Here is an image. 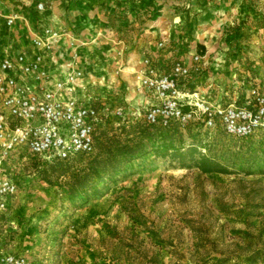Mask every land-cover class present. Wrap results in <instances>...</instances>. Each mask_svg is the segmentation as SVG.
<instances>
[{
	"label": "rangeland",
	"instance_id": "1",
	"mask_svg": "<svg viewBox=\"0 0 264 264\" xmlns=\"http://www.w3.org/2000/svg\"><path fill=\"white\" fill-rule=\"evenodd\" d=\"M9 15L17 16L11 26ZM263 17L264 0H0V48L22 32L28 44L29 30L54 29L76 48L90 79L83 99L104 114L138 116L153 101L132 107L122 80L129 52L141 58L129 70L134 84L145 57L157 73L183 61L191 70L185 88L243 101L251 78L264 86ZM158 23L169 36L165 46ZM188 129L199 131L195 121L181 127L186 139ZM30 159L9 161L17 191L0 211V252L32 264H151L153 251L163 264H213L227 255L226 264H248L252 250L264 249V174H204L155 161L72 212L63 190L39 180ZM189 231L206 235L209 250L196 249Z\"/></svg>",
	"mask_w": 264,
	"mask_h": 264
},
{
	"label": "built area",
	"instance_id": "2",
	"mask_svg": "<svg viewBox=\"0 0 264 264\" xmlns=\"http://www.w3.org/2000/svg\"><path fill=\"white\" fill-rule=\"evenodd\" d=\"M16 17L9 15L6 23L12 24ZM61 37V33L46 28L42 33H34L31 43L51 55L54 44ZM74 58L75 54L63 62L68 69L52 87L46 84L49 73L43 66L41 53L30 58L24 53L0 58V211L17 191L14 180L1 175L12 157L22 160L33 155L44 163L92 149V134L101 120V111L86 99L58 96L61 92L76 90L82 72L75 67ZM194 60H198L197 55ZM190 71L186 63L175 61L169 71L157 73L150 59H143L138 73L140 84L154 96L153 102L143 111L146 121L161 125L175 121L179 127H184L201 120L203 127L208 129L220 123L227 134L237 137L264 129V86L250 89L248 98L241 102L215 104L200 90L184 87ZM138 114L140 116L141 112ZM0 264L32 262L22 255L0 252Z\"/></svg>",
	"mask_w": 264,
	"mask_h": 264
},
{
	"label": "trees",
	"instance_id": "3",
	"mask_svg": "<svg viewBox=\"0 0 264 264\" xmlns=\"http://www.w3.org/2000/svg\"><path fill=\"white\" fill-rule=\"evenodd\" d=\"M261 20L264 28V17ZM245 21L232 27V32L241 33ZM196 46L203 52L202 44ZM250 80L252 88L257 87L253 78ZM195 126L199 131L191 133L188 129L186 139L175 121L161 125L146 121L143 112L140 116L128 117L102 113L93 130L91 151L44 163L36 156H28L37 178L63 190L72 212L104 196L118 182L140 170L150 169L155 161H166L172 167L194 168L204 174H264V129L237 137L227 134L220 123L204 131L200 130L201 120L195 121ZM189 233L195 239L196 249L209 248L203 242L206 235L199 231ZM235 236L242 237V231H236ZM158 255L153 251L149 262L163 264ZM230 260L228 255L218 256L213 264H226ZM246 260L248 264L264 263V249L252 250ZM233 264H243V260Z\"/></svg>",
	"mask_w": 264,
	"mask_h": 264
},
{
	"label": "crops",
	"instance_id": "4",
	"mask_svg": "<svg viewBox=\"0 0 264 264\" xmlns=\"http://www.w3.org/2000/svg\"><path fill=\"white\" fill-rule=\"evenodd\" d=\"M15 23L16 21H14L12 24H15ZM45 26H49V25H45ZM156 26L157 27H155V29L156 30L158 29V32L160 35L159 39L163 41V46H165L166 42L169 40V36L167 35V30H165L164 28H160L159 23L158 25L156 24ZM38 28H41V27L38 26ZM41 29H38V30L32 29L28 31V40H29L28 44L22 41L24 39L23 37L25 36V35L23 36V32L21 34H17L16 36L17 39H13L11 42H7L5 46H1L0 58L4 57L6 54H17V53H24L28 58H30L35 53H41L43 55V66L49 73V79L46 82L48 87H52L53 83L56 80H59L64 77L68 67H65L63 65V62H67L68 59L74 54H75V58H74L75 67L82 72L81 66L79 64V60L77 58L76 48L68 46L64 38H59L57 40V42L53 46L51 55H48L46 52L41 51L32 45L31 43L32 35L34 33H42L43 30L40 31ZM20 38H22V40H20ZM126 58H128L130 63L128 64V67H126L123 70L122 80L124 83H126L130 87L129 97L132 100V105H133L132 107L142 106V105L147 104L150 101H153L154 96L151 93V91L145 88H141L138 85H135L134 81L132 80V75L129 73L130 72L129 70L134 71L136 67H138L139 61L141 60L140 55H138L137 52H129ZM190 77L191 75H189L187 78H190ZM187 78L185 79V81L187 80ZM89 84H90V79L84 77V74L82 72L80 78L78 79L76 90L74 92H68V91L61 92L58 96L61 98H66L68 96H76V97L83 99L87 95L89 96V93L87 92V87L90 86ZM192 89H197V88H192ZM203 89L207 90L206 88H203ZM205 97L209 101L215 104H223L225 102H228L224 99H220L218 96L212 97L209 94H206ZM9 161L6 162V164L4 165L1 171V175H7L8 171L11 170L10 169L11 167L9 166Z\"/></svg>",
	"mask_w": 264,
	"mask_h": 264
},
{
	"label": "bare ground",
	"instance_id": "5",
	"mask_svg": "<svg viewBox=\"0 0 264 264\" xmlns=\"http://www.w3.org/2000/svg\"><path fill=\"white\" fill-rule=\"evenodd\" d=\"M135 84H136V85H139V84H140V80L137 79V80L135 81Z\"/></svg>",
	"mask_w": 264,
	"mask_h": 264
}]
</instances>
